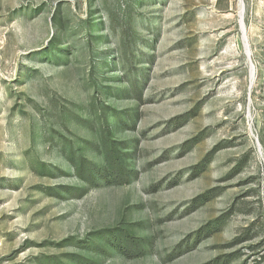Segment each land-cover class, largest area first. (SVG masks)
Returning <instances> with one entry per match:
<instances>
[{
	"label": "rangeland",
	"instance_id": "rangeland-1",
	"mask_svg": "<svg viewBox=\"0 0 264 264\" xmlns=\"http://www.w3.org/2000/svg\"><path fill=\"white\" fill-rule=\"evenodd\" d=\"M263 142L264 0H0V264H264Z\"/></svg>",
	"mask_w": 264,
	"mask_h": 264
},
{
	"label": "trees",
	"instance_id": "trees-1",
	"mask_svg": "<svg viewBox=\"0 0 264 264\" xmlns=\"http://www.w3.org/2000/svg\"><path fill=\"white\" fill-rule=\"evenodd\" d=\"M114 67V65H112ZM264 143V142H263ZM108 167H109V176L116 180L120 179L121 183H127L129 174L123 166V161L120 155V152L115 147L108 145ZM127 244L130 246L129 250L132 251L136 257H141L143 253L142 245L139 244V241L131 234L126 235Z\"/></svg>",
	"mask_w": 264,
	"mask_h": 264
}]
</instances>
